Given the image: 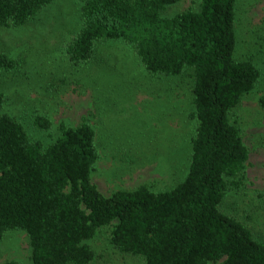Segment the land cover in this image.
Segmentation results:
<instances>
[{"label":"trees","instance_id":"16d2710c","mask_svg":"<svg viewBox=\"0 0 264 264\" xmlns=\"http://www.w3.org/2000/svg\"><path fill=\"white\" fill-rule=\"evenodd\" d=\"M52 1L0 0V30L23 26ZM178 2L82 0L78 28L60 42V55L76 71L96 59L101 42L116 40L149 85L189 79L186 108L175 102L170 83L161 97L166 115L192 125L184 138L185 172L173 186L102 193L92 181L99 146L89 118L54 126L36 111L24 120L1 111L0 91V240L8 230L24 231L29 264H89L95 252L87 241L106 225L110 243L145 264H264V241L221 209L228 194L243 187L248 159L232 115L261 70L251 57L235 54L237 0H197L195 7L167 13ZM17 66L0 50V78ZM258 104L264 110V89ZM258 195L264 200V192Z\"/></svg>","mask_w":264,"mask_h":264},{"label":"rangeland","instance_id":"374dc122","mask_svg":"<svg viewBox=\"0 0 264 264\" xmlns=\"http://www.w3.org/2000/svg\"><path fill=\"white\" fill-rule=\"evenodd\" d=\"M196 3L197 0H180L167 13L195 7ZM81 4L82 0H53L23 26L0 30V50L18 60L17 69L0 78L5 99L1 111L19 114L24 120L43 111L54 126L61 120L76 124L88 117L96 128L99 146L92 181L102 193L140 184L154 190L167 189L185 172L184 138L192 125L181 124L179 115H166L170 114L165 111L169 106L161 97L165 98L170 83L175 87V102L186 108L189 79L181 76L149 85L130 58L129 49L116 40L101 42L96 59L76 65V71L60 55V42L78 28ZM235 29L236 56L251 57L262 75L232 115L240 127L248 159L243 187L228 194L221 209L264 241V200L258 195L264 192V110L258 104L264 89V39L260 37H264V0H237ZM133 79L137 82L133 83ZM98 97L101 102L96 100ZM110 230L111 225L103 226L87 241L95 252L89 264H145L142 257L114 247L109 241ZM29 255L24 231L4 233L0 262L13 259L29 264Z\"/></svg>","mask_w":264,"mask_h":264}]
</instances>
